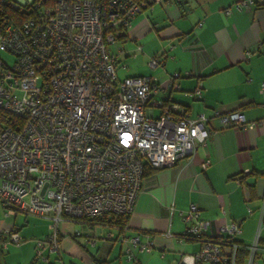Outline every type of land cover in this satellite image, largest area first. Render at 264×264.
Here are the masks:
<instances>
[{"label":"built area","instance_id":"2783aa9c","mask_svg":"<svg viewBox=\"0 0 264 264\" xmlns=\"http://www.w3.org/2000/svg\"><path fill=\"white\" fill-rule=\"evenodd\" d=\"M174 1L0 0V50L13 57L11 63L0 57V205L6 215L23 212L49 220L28 264H50L44 251L59 250L63 221L129 215L146 165L174 166L209 138L207 114L191 116L184 104L156 97L164 87L155 76L119 78L110 53V44L137 13ZM257 5L264 0H237L222 10L227 15ZM160 60L152 56L148 63L155 67ZM177 76L174 72L167 89L178 88ZM189 94L200 98L202 86ZM212 114L235 128L264 123L247 121L239 110ZM209 163L202 160L201 167ZM179 214L183 235L201 239V246L171 264H236L242 244L232 238L241 232L240 221L222 224L226 236L218 241L204 239L207 222L198 217L197 205ZM129 238L132 245L139 241ZM253 238L245 245V264L255 261L258 232ZM20 240L14 227L0 231V249ZM141 247L149 250L151 243ZM126 259L141 264L129 248Z\"/></svg>","mask_w":264,"mask_h":264},{"label":"crops","instance_id":"0c3cea01","mask_svg":"<svg viewBox=\"0 0 264 264\" xmlns=\"http://www.w3.org/2000/svg\"><path fill=\"white\" fill-rule=\"evenodd\" d=\"M235 1L154 4L137 13L126 33L110 44L116 64L132 55L130 65L120 67L124 76L119 78L155 76L164 87L156 97L184 104L191 116L199 111L207 114L210 135L204 145L197 144L174 166L143 176L142 189L122 230L96 221L80 220V227L62 222L59 250L44 251L50 264H133L126 259L127 248L141 264L176 262L201 246V239L183 235L185 224L179 212L191 203L197 205L198 217L207 222L204 239L221 241L226 236L221 225L235 220L241 222V232L232 238L235 241L249 245L258 232L254 264H264V123L235 128L212 114L214 110H239L247 121L264 119V90L260 88L264 81V5L224 14L222 9ZM198 21L201 26H196ZM164 52L166 56L161 57ZM152 56L161 60L150 69ZM174 72H179L173 78L178 88L167 89ZM198 84L201 97L190 96ZM205 159L210 163L202 168ZM12 227L21 240L0 249V264H28L35 239L49 231V220L23 212L6 215L0 205V231ZM75 231L80 235H74ZM131 236H138L136 245ZM148 242L149 250L141 247Z\"/></svg>","mask_w":264,"mask_h":264},{"label":"trees","instance_id":"16d2710c","mask_svg":"<svg viewBox=\"0 0 264 264\" xmlns=\"http://www.w3.org/2000/svg\"><path fill=\"white\" fill-rule=\"evenodd\" d=\"M139 1H145V0H139ZM123 34H125V33H123ZM118 35H120V34H118ZM118 35L116 36V38L117 37H122V36H118ZM155 170H156V168H153V167H151L149 165H146L145 169H144V175L148 174V173H152ZM128 216L129 215H124V214H104V215H100V216H97V217L85 218L83 220L103 222V223H106L109 226H114V227L119 228V230H122L125 227L126 223H127ZM259 243H260V239L258 238L257 244H259ZM224 245H225V247L226 246L228 247V244H224ZM248 250L249 249L244 244H242L241 246H239L237 248L236 255H235V263L236 264H245V262H246V260H247V258L249 256V251ZM255 255H256V252H255Z\"/></svg>","mask_w":264,"mask_h":264},{"label":"rangeland","instance_id":"374dc122","mask_svg":"<svg viewBox=\"0 0 264 264\" xmlns=\"http://www.w3.org/2000/svg\"><path fill=\"white\" fill-rule=\"evenodd\" d=\"M20 1H24V0H20ZM110 47V46H109ZM0 57L3 59V60H5L7 63H11L12 61H13V57L10 55V53L9 52H7V51H4V50H0ZM131 57H132V55H131ZM131 57H126L124 60H121V62H118L117 64H116V70H117V75H118V77H122V76H124V75H122L121 73H120V67H125V65H126V67H128V65H130L129 63H130V61H131ZM148 61H149V59H148ZM119 64V67L117 66ZM124 65V66H123ZM148 66H149V68L151 69V68H154V67H151L150 65H149V63H148ZM158 110L157 109H155V114H157L158 112H157ZM78 221H80V220H77V221H74V222H72V224L73 225H75V226H78V227H80L81 225V223L80 222H78ZM64 222V221H63ZM62 223V222H61ZM60 223V224H61Z\"/></svg>","mask_w":264,"mask_h":264}]
</instances>
